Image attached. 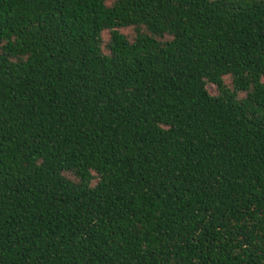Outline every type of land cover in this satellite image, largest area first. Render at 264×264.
<instances>
[{
  "label": "trees",
  "instance_id": "16d2710c",
  "mask_svg": "<svg viewBox=\"0 0 264 264\" xmlns=\"http://www.w3.org/2000/svg\"><path fill=\"white\" fill-rule=\"evenodd\" d=\"M0 264H264V0H0Z\"/></svg>",
  "mask_w": 264,
  "mask_h": 264
},
{
  "label": "rangeland",
  "instance_id": "374dc122",
  "mask_svg": "<svg viewBox=\"0 0 264 264\" xmlns=\"http://www.w3.org/2000/svg\"><path fill=\"white\" fill-rule=\"evenodd\" d=\"M208 91L210 92V94H215V90L212 86H208Z\"/></svg>",
  "mask_w": 264,
  "mask_h": 264
}]
</instances>
